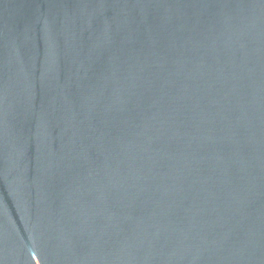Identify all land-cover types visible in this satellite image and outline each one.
<instances>
[{
  "label": "water",
  "instance_id": "1",
  "mask_svg": "<svg viewBox=\"0 0 264 264\" xmlns=\"http://www.w3.org/2000/svg\"><path fill=\"white\" fill-rule=\"evenodd\" d=\"M0 264H264V0H0Z\"/></svg>",
  "mask_w": 264,
  "mask_h": 264
}]
</instances>
